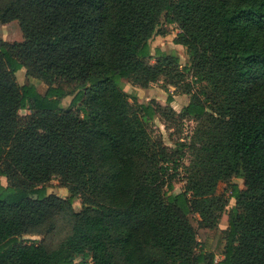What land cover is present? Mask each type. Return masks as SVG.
I'll return each instance as SVG.
<instances>
[{"label":"trees","instance_id":"trees-1","mask_svg":"<svg viewBox=\"0 0 264 264\" xmlns=\"http://www.w3.org/2000/svg\"><path fill=\"white\" fill-rule=\"evenodd\" d=\"M13 20L23 40L0 39V264H264V0H0V22ZM165 24L186 64L152 52ZM23 68L43 94L18 83ZM125 81L160 82L165 104L138 103ZM175 94L189 97L178 112ZM157 115L195 122L176 194L184 144L153 134ZM53 178L68 197L47 193ZM220 183L235 202L224 229ZM61 222L53 248L24 238ZM214 229L218 260L198 241Z\"/></svg>","mask_w":264,"mask_h":264},{"label":"rangeland","instance_id":"rangeland-1","mask_svg":"<svg viewBox=\"0 0 264 264\" xmlns=\"http://www.w3.org/2000/svg\"><path fill=\"white\" fill-rule=\"evenodd\" d=\"M163 29L166 30V35H153L150 39L149 44L151 46L152 52L154 49L159 48L163 53L170 54L175 53L180 59V63L186 64L188 61V57L186 54V50L182 45H177L174 43V38L178 33L177 25L175 24H165L163 25ZM0 39L6 42H20L23 40V36L19 27V23L16 20L1 23L0 22ZM153 61V60H152ZM16 79L18 83L25 84L31 83L33 84L37 90L43 94L46 90V85L40 80L28 77L25 74V69H20L16 73ZM191 78L188 75L187 80L189 81ZM161 83H156L150 85L148 88H137L133 87L129 82H123L124 91L129 94V96L135 98L138 103L149 104L152 100L158 102L161 105L165 104V99L167 97V92L161 88ZM169 92L173 93L174 88L169 86ZM71 100V97H66L62 101V105L66 107ZM134 100L130 98V102ZM189 101V97L187 95L175 94L174 100L171 103L172 108L175 111H179L184 107ZM27 111H21L22 114ZM150 126L153 131V134L157 137L162 138L164 144L169 146L171 149H175L177 144L175 142H182L184 146L182 147V151L179 158L180 165L177 167V172H175L169 181L173 184L174 188L171 191L172 194L179 193L183 191L186 186V175L187 171L185 170L186 166H189L192 157L188 146L191 143V136L193 133V128L195 127L194 121H182L180 124H176L170 121L165 120L164 118L159 117L158 115L150 121ZM173 173V172H171ZM0 181L3 185H6V179L0 177ZM234 182H238L240 187H243L242 181H238L233 179ZM46 191L49 194H55L59 197L65 198L69 196V192L66 188L61 187L58 183V180L53 178L46 185ZM218 192L223 193L225 197H228L229 202L228 205L221 217V221L219 224V228L224 229L227 226V214L229 210L234 206L235 202L233 199L229 198V191L227 190L226 183H220L218 186ZM73 208L75 211H79L81 208L79 198H74L73 200ZM64 224L61 222L58 224V228L55 232L48 235H27L24 238L29 240H36L43 242L48 248H53L57 245V243L64 237L65 235ZM198 241L203 246V248L207 251H211L215 253V259H220L221 255L219 254L221 248V237L218 231L210 230V231H199Z\"/></svg>","mask_w":264,"mask_h":264}]
</instances>
